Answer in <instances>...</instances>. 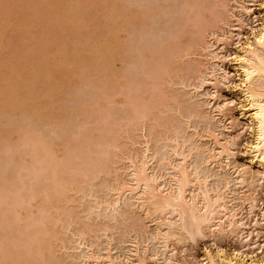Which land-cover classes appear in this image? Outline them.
<instances>
[{
	"label": "rangeland",
	"instance_id": "1",
	"mask_svg": "<svg viewBox=\"0 0 264 264\" xmlns=\"http://www.w3.org/2000/svg\"><path fill=\"white\" fill-rule=\"evenodd\" d=\"M55 1L0 0V24L4 26L7 18L12 22L8 27L0 26L8 28L0 29L3 44L0 45V98L3 99H0V254L1 251L2 255L5 254L4 260L13 262L14 255L31 248L35 252L34 258L32 250L27 255L31 262L25 263L23 260L26 259L21 257L17 264H99L86 261L81 255L91 248L104 256L110 247L118 262L122 259L127 263L126 257L134 249L131 243L136 241L140 243L139 252L144 257L163 251L162 244L150 238L156 235L164 216L161 214L163 217L160 219V213L135 205L137 201L134 199L141 194L139 190L135 192L137 196L132 194L136 197L129 192L125 194L118 211L106 209L104 205L106 200L118 197L115 193H118L121 183L133 184L130 175L132 163L127 158L131 154L140 158L148 144L152 151L150 154L156 156L151 172L160 175L158 182L163 185L172 173L166 159L175 163L180 159L172 154L176 145H179L178 150L189 153L191 172H195L198 164L201 174L211 175L210 187H216L223 177L229 178L233 186L228 193L236 198L234 204L247 223L245 231L253 232V241L246 245L241 237L232 233L213 235L206 231L205 236L194 235V240L186 231H180L170 240L172 252L167 255L173 254L171 261L165 263L164 256H161L160 264H205L201 260L203 251L207 247L216 248V245L227 251L235 249L245 254L255 251L254 254L260 255V243L264 244V181L255 187L248 186V182L256 179L261 170L258 165L245 160V144L251 139V129L244 126L240 131L234 155L229 159L230 168L220 169L218 164L207 162L209 155L204 153L214 147L212 142L207 143L209 131L223 132V139L232 133V129H226L218 116L214 118L215 106L225 98H231L233 93L239 96L234 87L240 77L230 59L225 60L231 70L230 83L220 84L215 92L212 86L199 85L201 79L210 74L214 61L210 59L213 56L209 50L211 47H207L216 39L212 32L222 35L229 26L235 27L237 18L241 17L240 4L253 7L251 12L257 15L261 0H86L84 8L79 7L82 1L76 0L75 4L70 0L73 3L70 4L65 2L69 0H63L65 4L58 12L52 10ZM72 5L75 7L69 11ZM75 9H81V14L76 11L83 23L77 19L78 26L76 19L67 18L75 14ZM115 9L119 14L114 18L110 14H115ZM58 14L62 17L59 18ZM256 15L243 18V33H249L251 27L259 23L255 20L261 15ZM121 17L124 23L119 21ZM115 19L118 20L115 22ZM26 21L28 23L23 26ZM62 21H65V26ZM112 22L114 27L118 26V33H122L118 37L119 42L107 38L115 31V28L111 30ZM236 38L226 44L229 52L237 50ZM196 41H200V45ZM99 43L103 44L102 47L108 45L110 49L105 47L104 50L111 53L114 51L111 48L116 46L114 49L117 51L120 47L119 53L115 51L118 55L114 52L116 56L111 55L118 58V65L116 58L112 63L114 58L110 59L107 51H102L106 59L98 57L100 55L93 50L96 46L101 47ZM77 46L84 50H81L82 54L78 53L82 57L77 55L78 59L75 57ZM59 51L67 52L64 61L70 62L74 59L73 53L77 66L72 62L75 65L68 63V68L65 66L63 69L62 61L59 58L57 61ZM171 51L175 53L173 56ZM93 56H96L95 61ZM168 57L176 62L169 59L173 65L165 68L163 60ZM7 73L20 82L5 83ZM155 73L166 74L164 81L161 78L164 83H157L162 75H153ZM145 84L147 87L144 88ZM142 93L148 100L139 98ZM212 94H219V99L214 100L218 96L213 97ZM124 96H129V99H124ZM226 109L224 113L232 116V124L228 121V126L233 125V129L242 127L244 118L240 99L230 103ZM32 143L37 145L33 147ZM196 144L204 147L198 148ZM47 148L50 151H46ZM196 148L201 151L197 152ZM51 149L53 154L55 151L57 154L56 158H51L53 161H49ZM236 165L247 171L248 182L245 185L248 187L235 186L238 174L234 173L233 166ZM57 180L58 185L55 184ZM53 184L56 186L51 187ZM242 195L245 199L252 195L257 200L258 207L253 215L249 214V202L244 203L239 198ZM16 209L21 210L20 215L23 214L20 218ZM258 231L261 232L259 241ZM136 258L137 255L132 256V259Z\"/></svg>",
	"mask_w": 264,
	"mask_h": 264
},
{
	"label": "bare ground",
	"instance_id": "2",
	"mask_svg": "<svg viewBox=\"0 0 264 264\" xmlns=\"http://www.w3.org/2000/svg\"><path fill=\"white\" fill-rule=\"evenodd\" d=\"M75 1L76 0H74L73 3ZM79 1L80 2L82 1L81 3L79 2L81 4V6H79V7L80 8L81 7L84 8L85 7L84 2H86V0H79ZM65 2L66 3L73 4V3L70 2V0H69V2H67V1H65ZM26 4H28V3H26ZM62 4H65L63 2V0H56L54 2V4H52L53 5L52 6V10L55 11V12H58V10H60L62 8ZM75 4H77V3L75 2ZM82 4H84V6ZM111 4H113V3H111ZM71 7L69 8V11H70V9L72 10L75 7V5L72 8ZM240 7H241V9H240L241 17L237 18V24L235 25V27L229 26V24H228L227 26H229V27L227 28V26H226V28L229 29V30H223L222 31V35H220V33H218V32L217 33L216 32H212V33H214V35H216V39H215V41L213 43L211 42L212 43L211 46L208 45L207 47H208V49H209V47H211L209 50L212 51L211 52V55L213 54V56L211 58L210 57H208V58H210V59H212L214 61L212 62L213 63L212 64V68H210V70H211L210 74H207L206 77H203L202 79H201V77H199L201 79V81H202L201 84L199 85V87H202V86H204V84H207L208 86H212L213 89H215L214 90V92H215L217 90V88L220 86V84H224L225 85L226 83L228 84V82L230 83L231 70L228 69L227 65L225 64V60H230L231 59L232 64H233V67L235 68L234 69L235 70V73H237V75L240 77V81L237 82L235 84V87H234L235 91L236 92L238 91L237 94L239 96H237L235 93H233V96L231 98H229V99L228 98L226 99L223 96L225 98V101L224 102L221 101L222 103H218L217 104V102H218L217 101L215 103V105L216 104L217 105L215 106V108H216V110H215L216 111V115H214V118H215V116L216 117L218 116V119H220L221 121H223L221 123H224L223 125H224V127H226V129H228V130L230 128L232 129V133L230 135H228L229 137H226L227 139H223L221 137V134H223V132H221V134H220V133H217L218 131H215V130L214 131H209L208 134L206 135V137H208L209 140H208V138L206 140H208L207 143L209 141L212 142V145L214 146L213 147V150L210 148V149L207 150L208 152H204L205 151V149H204V150H202L201 154L203 152L204 153H208L209 157H207L208 160H206V161L207 162H211L212 164H218L219 167H220V169L221 168L222 169H225V167H227V166L230 168V166H231V163L230 162L231 161H229V159H230V156L231 155H234V152H235L234 151V148L236 146V139L238 137H240V135H241V132L240 131L242 130V128H244V126L245 127H249L251 129V135L252 136H251V139L245 144V150H246V152H245V160L249 164L258 165L261 170H260L259 176L256 179L253 178L252 181L248 182L247 181L248 178L246 177V172L247 171L244 172L243 171L244 168H241L242 167L241 165L233 166V168H235V172L234 171L233 172L238 174L237 175V178L235 179V183L234 184H235V186H240V188H244V187L247 186V185H245V183H247V182L249 184L248 186H254L255 187L256 184H259L260 182L264 181V0H261V2L259 4L260 9H259L257 15H256L255 12H251L252 11V8H253V7L251 8V6L246 7L243 4H240L239 8ZM64 8L66 9V7H64ZM67 8H68V5H67ZM66 10H68V9H66ZM80 10H77V9L73 10L75 12V14H74V12H72L74 15L73 16H68L67 18L70 17V18H73L74 21H75V19L77 20L78 19V16H80V15H77V14H81ZM110 10H112L111 7H110ZM76 11H78L80 13L77 12V14H76ZM61 12H62V10H61ZM61 12H59V13H61ZM114 12H115V14H112L111 13L110 15L115 18V16H117L116 14H119V13L117 12V10L114 11ZM54 13H53V15H54ZM58 15H59L58 16L59 18L62 17V15H60V14H58ZM252 15H256V17L258 15H261V18L260 19L259 18H256L255 23H257V22H259V23L258 24H255L254 26H252L250 32L247 33V34H245L241 30L243 28V26H244V24H243V18L246 17V16L247 17L248 16L253 17ZM125 18L126 17H124V19ZM118 19H115V22ZM78 20L80 21V20H82V18L81 19L79 18ZM209 20H210V18H209ZM9 21H11L10 18H9ZM69 21H70V19H69ZM79 21L78 22H75V24L77 25V23H79ZM119 21L122 22V17H121V19ZM7 22H8V18H7L6 21H4V26L1 25V24H0V26H3V27L6 26V27H8L7 25H11L9 23H12V22H8L7 23ZM113 22H112V26H113L112 28L113 29L111 28V30L113 31L114 28H115V31H113L109 35V37H107V38H109L110 41L111 40L112 41L114 40V41L119 42L118 37H121L120 35L122 33H120V34L118 33V30H117L118 29V26H116L117 28L114 27L115 25H114ZM121 22H119L117 24L119 25ZM124 22H122V23H124ZM252 22H254V21H252ZM25 23H28V22L27 21L24 22L23 23V26L26 25ZM80 23H81V21H80ZM80 23L78 25H80ZM62 24L64 25L65 24V21L64 22L62 21ZM81 24H83V23H81ZM110 24L107 23V25H110ZM83 27H85V26H83ZM0 29L3 30V29H6V28H2L1 27ZM28 29H29V27H28ZM28 29L26 28L25 31H27ZM119 30H120V28H119ZM25 31H23V32H25ZM201 34H202V32H201ZM3 36H4V34H3ZM235 37H237L236 39L238 41L237 42L238 48L235 51L229 52L228 49H227V47H226V44H230L229 42L232 39H234ZM244 37H245V39H244ZM204 38H205V36H204ZM214 38H215V36H214ZM1 42L2 41L0 40V45H3ZM79 43H80V46H81L82 45L81 42H79ZM79 43H77V44H79ZM101 43H103V42H101ZM101 43H99L100 46H101L100 48L98 46H96V48H94V46H93V48L95 49L93 51H95L96 54L102 56V57L98 56L100 59L103 58V56H105V55H103V52L105 53V51H107L108 49H110V47H108V45L106 46L105 43H104L105 46L102 47L103 44H101ZM198 43H200V41L197 42V44ZM118 45H119V43H118ZM198 45H200V44H198ZM105 47H108V48H106L107 50L106 49L104 50ZM207 47H205V49H207ZM114 48H111V50L113 49L114 50L113 52L118 55L119 50H120V47H118L119 48V50H117L118 53H116L117 52L116 51L117 47H116V49H114ZM101 49H103V50H101ZM81 50L84 51L80 47H78V50L77 49L75 50V53L77 51V54L75 55L76 58L80 54H82V51ZM78 51H81V52H78ZM174 51H176V49ZM107 52L109 53V55H107V56L108 57L110 56V59L114 58V60H113L114 62L112 61V63H115V58H116V63H117L118 62L117 61L118 58L117 57H114V56L113 57L111 56L112 54L113 55H115V54L113 52L111 53L110 50L107 51ZM171 52H172L171 53V56H173L175 53L173 51H171ZM78 53H80V54L78 55ZM169 53H170V51H169ZM64 55H67V52L62 53V51H61L59 53V55H57V61L59 59L62 61V63L61 62L60 63L64 66V67L62 66L63 69H65V66H67L68 63L69 64L70 63L71 64H74L76 62V66H77V63H78L77 62V59L78 58L76 60H74L75 57H73V55H74L73 53H72V58H74V59H73L72 62H74V63L65 60V61H67L66 64H65L64 63L65 62L64 61V59H65V56ZM151 56H154V55H151ZM171 56H169V57H171ZM79 57H81V56H79ZM169 57L167 58V60L166 59L163 60L164 62H166L165 63L166 66L163 65L165 68H167V65H169V64L171 65L172 64L171 63L172 61L176 62L175 59L173 60V58L171 59ZM66 58L69 59V60H72L71 58H68L67 56H66ZM95 58H96V56H93L92 57V59L94 61L96 60ZM103 59H106V58L104 57ZM169 59L172 60V61H170ZM155 60H157L158 62L160 61L159 59H155ZM104 62L105 61L102 62V65H104L103 64ZM161 62H162V60H161ZM106 63H108V61H106ZM109 63H111V62H109ZM118 63H117V65H118ZM170 65L168 67H170ZM68 66H67V68H68ZM105 66L106 67L107 66L109 67V65H105ZM174 66H175V64H174ZM73 67H75V66H73ZM160 67H159V69H160ZM60 69L62 70V68H60ZM116 69L117 70H115V71L118 72L119 71L118 68H116ZM161 73H159V74H161ZM165 73L167 74L168 72H165ZM159 74L155 73L153 75H159ZM165 75H162L159 78V80L157 78H155L156 80H158L157 83L158 82L160 84L161 83H164L163 82L164 81V78L163 77ZM161 78H163V81H162ZM5 79L7 81L5 83H9V84H12L14 82H17V83L20 82V79L17 81V79L14 78V77H12L10 73L9 74L7 73ZM153 80H154V78H153ZM166 81H167V79H166ZM196 81H197V79H196ZM151 83H153V82H151ZM124 84L125 83L123 81V85ZM146 85L147 84H145L143 87L145 88ZM186 85H187V83H186ZM196 86H198V85H196ZM196 86H194V87L196 88ZM199 87H197L196 89H198ZM147 90L149 91V90H151V88L150 89L148 88ZM147 90H146V92H148ZM140 91H142V90H140ZM143 92H145V91H143ZM144 94L142 93L141 94V97H139V98H141V100H143L144 98L146 100H148V97L147 96L145 97L146 94L145 95ZM148 94L151 95V92H149ZM142 95H144V96H142ZM212 95L214 97L216 94H212ZM218 95L219 94H217L216 96H218ZM0 97H1V95H0ZM128 97L129 96H126L124 99H126V98L129 99ZM0 99L3 101L2 98H0ZM213 99L214 100L215 99H219V96L218 97H214ZM237 99H240V102H241V108H242L241 109V111H242L241 112V115L244 118V125L242 127H240V128L233 129L232 128L233 125L231 127L228 126L229 123L232 124L231 123L232 116H227L226 113H224V112H225V109L227 108V106L230 103L236 101ZM130 100H128L129 103H131ZM196 112H197V110H196ZM214 120H216V119H214ZM228 121H229V123H227ZM201 140H202V137H201ZM177 141H179V138H178ZM25 143H27V142H25ZM33 143H32V146H33ZM36 143H37V141H36ZM36 143L34 144V146L37 145ZM148 143H149V141H147V144ZM183 144H184V142H183ZM44 146L47 147L48 145L47 146L44 145ZM50 146L51 145H49V147ZM197 146H198V148L201 147V145H200V147H199V145H197ZM53 147L54 146L52 144L51 148L53 149ZM202 147H204V146H202ZM178 148H179V145H176L175 148L172 149L173 150L172 151V154L173 155H177L178 158L180 157L179 162H178V159H177V162L178 163L177 162L176 163L175 162H172L171 160H167L165 158L166 161H167V164L166 165L168 167H170L169 168V171L171 170L172 173L169 175L170 176V179L169 178H167V179L165 178L166 180H168V179L169 180L168 181H163V182H165L164 185L158 182L159 181V178H160V175L158 176L157 173L151 172L152 171L151 169H153L152 166H154L153 165L154 160H156V156L150 154L151 148L149 147V144H148V147L146 148V150L144 151V154L143 155L142 154L140 155L141 156L140 158H139V156H137L138 158H136L135 155H134V157H132L133 154H131L130 157L127 158V159L128 160L130 159V161L132 163V165L130 164L131 167H132V169H131L132 172H130V171L129 172H130V175L132 177L131 178L132 179L131 181L133 182V184L129 185L127 183H121V186L117 188L118 193H115V194L118 195V197H116V198L114 197L115 199L114 198L113 199H110V200L108 199L104 203V205L106 206V209H108V208L109 209H112V211L114 210V212L116 210L118 211V209H119L118 206L120 207L119 203L122 200V197L125 196V194H127L128 192L132 196V194H134L136 191L139 190L141 192V194H139V196L137 198H135V199L132 198L135 195H133L131 197L132 199H134L135 202L137 201V203L135 205L138 204L141 207H146V209L148 208L147 209L148 211H151V210L153 211L154 210L153 211L154 213L157 212V213H160L158 215H161L162 214L164 216V218H163L164 219V222L162 223V221H161L162 224L159 225V223L156 222L159 225V227L157 229L158 231H157L156 235H153V239L150 238V240H152V241L156 240L157 242L161 243L162 244L161 246L163 247V251H160L159 250L160 252H156L153 255L150 254L152 256H147L146 255L144 257L139 252L140 243L138 241H136V242L131 243V244H133L132 247L134 249L131 250L130 254L126 257L127 258V261H126L127 263L122 262L123 261L122 259H121V262H118L119 260L117 259V257L115 258V256L113 255L114 252L112 253L113 249L110 248V247H109V251L104 256L103 255H98L95 251L91 250V248H90L89 249V252L86 251L87 253L85 252V253H83L84 255H81L82 258H84L86 261H90V260L91 261H96L99 264H101V263H104V264H150V263H152V264H154V263L155 264H160V261L162 262L161 256H164L163 259L166 260L165 261V263H166L167 261H171V259L173 257V254H171L170 257H168V255H167L168 253L172 252V249L170 248L171 247L170 240L172 238H174V237H177V235H178V233L180 231H186V234L187 235L189 234V236L193 237V238H191V237L190 238L191 239H194V240H195V236L194 235L197 234V236H200V235L201 236L202 235L205 236V232L206 231H209L213 235H217V233H219V234L232 233V234H236L238 237H241L242 240H244L246 242V245H250L251 241H253V238H252L253 237L252 236L253 232L252 231L251 232L245 231V228L247 227V223L244 221L243 215L241 214L240 210L234 204V201H235L234 199H236V198H233V196L231 197L229 195V193H228L229 190H232L231 188L233 186V184L231 183V181L229 180V178H227V177L224 178L223 177L222 180H221V182H219L218 185H216V187L215 186L213 188L210 187V185H209V179H210L211 175L210 174H207V173H204V172H203L204 175L201 174L200 170L197 167V166H199L198 164L196 166V169L194 170L195 172H193V170L191 172L190 171L191 170L190 169V166H192V165H190L191 163L189 164V153L187 154L186 152H182L181 149L178 150ZM198 148H196V151L198 150ZM52 149H51V152L52 153L51 152H49V153L47 152L48 154H50L49 161H50V159L53 156H55V158L57 156L56 151L54 150L55 153L53 154V150ZM37 150H38V147H37ZM45 150L46 151L47 150L50 151L49 148H47ZM194 150H195V148H194ZM199 151H201V150H199ZM199 151H197V152H199ZM192 152H193V150H192ZM147 153H149L150 155L147 154ZM166 155H168V154H166ZM51 160L53 161V159H51ZM202 163H204V162L202 161ZM202 163L200 165H202ZM125 181L127 182V180H125ZM57 183H59L58 180H57V182H55V184H57ZM55 184L51 185V187H53V186L55 187L56 186ZM192 188H194V189L192 190ZM114 189H116V188H114ZM52 190H54V189H52ZM55 190H56V188H55ZM110 190L112 191L113 189H110ZM194 191L195 192L196 191L197 192L200 191V192H198L196 194ZM8 194H9V192L7 193V195ZM49 195H50V193H49ZM53 195H51V198H52ZM136 196H137V194H136ZM247 196H246V199H245V195H242L239 198L242 199L244 201V203L245 202H249V204H250L249 214L250 215H253L255 213V209L258 207V202H257V200L255 199L254 196H252V195H249L248 197ZM128 198L127 199L125 198V199L128 200ZM34 199L37 200V198H34ZM237 199H238V197H237ZM39 201L41 202V199ZM122 202H124V201H122ZM129 206L130 205H128V207ZM96 207L97 206H95V209H96ZM16 211L19 214V218H20V216L23 215L22 214L23 212L21 213L22 215H20L19 212H21V210L18 211L16 209ZM24 213H25V211H24ZM148 213H150V212H148ZM162 215H161V217L159 216L160 219H162V217H163ZM262 217L264 219V212L262 213ZM157 218H156V220H157ZM174 218L176 220H174ZM18 220H23V219H18ZM256 224H258V221H256ZM163 227L164 228L166 227L167 230H164ZM181 234H182V232H181ZM257 236H259L258 237V241H259V238L261 237V232L258 231L257 232ZM258 241L256 240L255 243H258ZM140 242H141V240H140ZM9 243H10V241H9ZM6 249H8V248H6ZM6 249H5V251H6ZM37 249H39V248H35L34 250H37ZM259 249L262 250L261 253H260V255L258 253L257 254H254L255 251H252L251 254L250 253L245 254L241 250L231 249V251H227L226 249H224V248L216 245V248H209V247H207L206 250L203 251V257H202L201 260L204 261L205 264H264V244H261L260 243ZM30 250H32V253H34L33 255H31L34 258L35 252H33V249H31V248H30ZM30 250H28V249H27V251L26 250L25 251L22 250L23 253L22 252L19 253L22 256L20 255V257H19V254L17 253L18 256L17 255H14L13 258H15V259L13 260V262L12 261H7V262H10L9 264H17L18 261H21L20 260L21 257H23V258L26 259V261H25L22 258V260L25 263L31 262V260L29 259L30 257H27V255H28V253H29ZM2 253L3 252L1 251L0 256L2 255ZM5 253L8 254L7 252H5ZM11 253H13V252H11ZM11 253H10V255L13 256V254H11ZM14 253H15V251H14ZM24 253H25V256L23 255ZM135 255H137V258L136 259H132V256H135ZM4 256H5V254L0 257V260H1L0 261V264H8L6 262V260H4ZM2 258H3V260H2ZM6 258H7V256L5 257V259ZM27 259L29 261H27ZM149 259H150V261H149Z\"/></svg>",
	"mask_w": 264,
	"mask_h": 264
}]
</instances>
